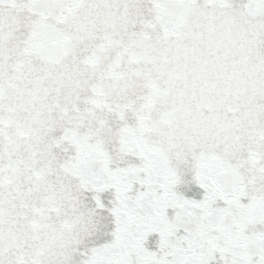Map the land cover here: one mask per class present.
Instances as JSON below:
<instances>
[{"label":"snow or ice","instance_id":"snow-or-ice-1","mask_svg":"<svg viewBox=\"0 0 264 264\" xmlns=\"http://www.w3.org/2000/svg\"><path fill=\"white\" fill-rule=\"evenodd\" d=\"M0 264H264V0H0Z\"/></svg>","mask_w":264,"mask_h":264}]
</instances>
